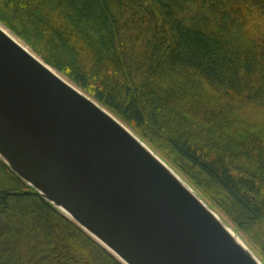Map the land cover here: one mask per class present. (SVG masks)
Here are the masks:
<instances>
[{"label": "trees", "instance_id": "trees-1", "mask_svg": "<svg viewBox=\"0 0 264 264\" xmlns=\"http://www.w3.org/2000/svg\"><path fill=\"white\" fill-rule=\"evenodd\" d=\"M0 24L264 262V0H0ZM0 264L120 263L0 160Z\"/></svg>", "mask_w": 264, "mask_h": 264}, {"label": "water", "instance_id": "water-1", "mask_svg": "<svg viewBox=\"0 0 264 264\" xmlns=\"http://www.w3.org/2000/svg\"><path fill=\"white\" fill-rule=\"evenodd\" d=\"M0 160L120 264H264L142 139L1 24Z\"/></svg>", "mask_w": 264, "mask_h": 264}, {"label": "rangeland", "instance_id": "rangeland-1", "mask_svg": "<svg viewBox=\"0 0 264 264\" xmlns=\"http://www.w3.org/2000/svg\"><path fill=\"white\" fill-rule=\"evenodd\" d=\"M12 34V33H11ZM13 35V34H12ZM14 36V35H13ZM18 39V38H17ZM22 42V41H21ZM23 43V42H22ZM24 44V43H23ZM181 176V175H180ZM182 177V176H181ZM183 178V177H182ZM184 179V178H183ZM185 180V179H184ZM186 181V180H185ZM187 182V181H186ZM188 183V182H187ZM200 195V194H199ZM207 202V201H206ZM208 203V202H207ZM209 204V203H208ZM210 205V204H209ZM214 209V208H213ZM215 210V209H214ZM216 211V210H215ZM230 226H232L218 211H216ZM232 228H234L232 226ZM241 235V234H240ZM242 237V235H241ZM243 238V237H242ZM249 245V244H248ZM250 246V245H249ZM250 248L253 250V248L250 246ZM254 253H256L254 250H253ZM257 254V253H256Z\"/></svg>", "mask_w": 264, "mask_h": 264}]
</instances>
